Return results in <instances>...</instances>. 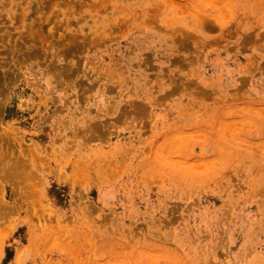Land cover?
<instances>
[{
    "label": "rangeland",
    "instance_id": "rangeland-1",
    "mask_svg": "<svg viewBox=\"0 0 264 264\" xmlns=\"http://www.w3.org/2000/svg\"><path fill=\"white\" fill-rule=\"evenodd\" d=\"M0 264H264V0H0Z\"/></svg>",
    "mask_w": 264,
    "mask_h": 264
}]
</instances>
